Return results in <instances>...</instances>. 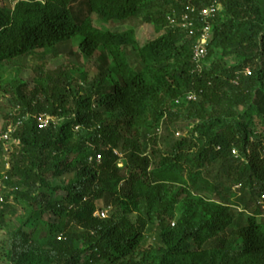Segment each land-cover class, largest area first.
I'll return each instance as SVG.
<instances>
[{
    "label": "trees",
    "instance_id": "1",
    "mask_svg": "<svg viewBox=\"0 0 264 264\" xmlns=\"http://www.w3.org/2000/svg\"><path fill=\"white\" fill-rule=\"evenodd\" d=\"M220 1L199 71L166 18L210 0H0V102L29 114L8 171L0 146V231L23 212L0 262L264 264V0Z\"/></svg>",
    "mask_w": 264,
    "mask_h": 264
},
{
    "label": "clouds",
    "instance_id": "2",
    "mask_svg": "<svg viewBox=\"0 0 264 264\" xmlns=\"http://www.w3.org/2000/svg\"><path fill=\"white\" fill-rule=\"evenodd\" d=\"M9 1H11V0H9ZM15 4H16V1L13 2V6ZM205 10L209 12V15L207 17H203V12ZM222 11H223V5H222V2L220 0H210V4L204 8L199 9V8L194 7V6H188L186 8V11L183 14H181L180 16H177L175 13H173L171 16L169 15L166 18V20L169 22L170 26L180 28L184 31H187L190 36L196 37V43H195V46L193 48V61L196 63V66H198L199 71L202 70V61L207 58L209 45H210L211 40H212V24H211V21L217 13H220ZM195 21H198V23H202V27L197 29L196 25H195L196 24ZM185 23H188V27H184ZM189 24H192V25L190 26ZM190 27L192 30L190 29ZM205 29H208L207 30L208 31V42H207V45L205 47L206 48V55L203 59H200V61H197L195 59V48L198 45L199 41L201 40ZM192 31H193V33H192ZM136 41H137V39H136ZM138 62H139V59H138ZM196 99H197V96L195 94H192L188 97V100H191V101H196ZM178 101H180V99H178ZM1 102H0V104H1ZM4 106H5L6 114L8 115V118L7 119L4 118L5 122H4V125L2 127V130L0 131V146L2 147V152L5 150V153H3L2 157H3V160L5 162L4 168L6 171H8L10 169V165H9L10 154L14 151L15 147H18L21 144L20 138L16 137V135H17L18 131L20 130V128L23 126L24 122L29 118V114L22 115L20 107H12V106L7 107V104H5ZM35 120L37 121L40 129L46 128L51 123L58 122L57 117H54V116H51L48 114H40L39 116L35 117ZM44 123L46 124V126L44 128H41L40 125L44 124ZM75 129L78 130L79 128L77 127ZM10 130H11V132H10ZM6 135L9 136L7 139L4 138ZM180 135H181V133L177 134V136H180ZM184 135H186V134H184ZM114 153H115V155H117L119 157L118 167L121 168L123 166L122 158L124 157V155L122 154V152H119L116 150L114 151ZM233 154L235 157H237V155H238V153L235 150L233 151ZM6 178L7 177H5V179ZM239 188H240V186L234 187L233 191L236 193V195H239L237 192ZM2 203H3V199L0 196V204H2ZM261 205H264V203H262ZM104 210H108V215H109L110 208H106V209L97 210L95 213V216L98 217L96 214L98 212L104 211ZM98 218H100V217H98ZM107 218H105V219H107ZM100 219H102V218H100ZM60 236H62V235H60Z\"/></svg>",
    "mask_w": 264,
    "mask_h": 264
},
{
    "label": "rangeland",
    "instance_id": "3",
    "mask_svg": "<svg viewBox=\"0 0 264 264\" xmlns=\"http://www.w3.org/2000/svg\"><path fill=\"white\" fill-rule=\"evenodd\" d=\"M12 1V0H11ZM94 26H96L97 28H103L105 30L109 29H116L117 25H104L102 23H100L96 18H94ZM129 28H133L134 29V33H135V37L137 39V42L140 46L145 45L148 41H152L153 39L156 38V34L154 32V28L152 25L150 24H141L137 21L133 22L132 24H129L128 29ZM66 61L65 60H60V61H53V64L51 66L52 69L58 68L59 66L63 65V62ZM67 61L71 62V63H75L74 60L72 59H68ZM83 65H85L87 68H91L92 70H95L96 72V68L99 65V61L97 57H93V58H83ZM133 65H137L138 64V57L134 56L131 60ZM31 67L34 65V61L30 62ZM34 87V81L33 79L31 81L28 82V88L29 90H31ZM6 102L2 101L0 104V131L2 130V127L4 125L5 119L3 116V113H6V109H5V104ZM8 107V106H7ZM6 107V108H7ZM8 111V110H7ZM3 153H5V150L3 151ZM14 204V203H13ZM23 214V212L17 208L13 214H11L8 219H9V223L8 226L4 229L0 231V249L2 247V245L4 244V242L7 240V234L9 232H12L14 230H16L20 224L23 221V218L21 217ZM135 216V215H134ZM45 219V218H44ZM46 219L48 220V218L46 217ZM38 229L41 231L45 230V226L44 225H38ZM41 241V240H38ZM43 243V242H41ZM0 264H8L6 262H0Z\"/></svg>",
    "mask_w": 264,
    "mask_h": 264
},
{
    "label": "built area",
    "instance_id": "4",
    "mask_svg": "<svg viewBox=\"0 0 264 264\" xmlns=\"http://www.w3.org/2000/svg\"><path fill=\"white\" fill-rule=\"evenodd\" d=\"M208 15H209V12L205 10L203 12V17H207ZM189 25L191 26L192 24H189ZM184 27H188V23H185ZM190 29H191V27H190ZM207 30L208 29H205L201 40L199 41L198 45L195 48V59L197 61H200V59H203L206 55V48L205 47H206L207 42H208V31ZM192 33H193V31H192ZM45 126H46L45 123L40 125L41 128H44ZM10 132H11V130H10ZM8 137L9 136L6 135L4 138L7 139ZM96 215L102 219H105L108 217V210L100 211ZM61 238H62V236H59L58 239H61Z\"/></svg>",
    "mask_w": 264,
    "mask_h": 264
}]
</instances>
